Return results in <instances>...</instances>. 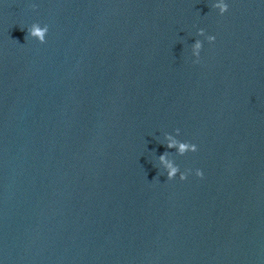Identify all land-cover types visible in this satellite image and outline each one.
Listing matches in <instances>:
<instances>
[{"label":"water","instance_id":"obj_1","mask_svg":"<svg viewBox=\"0 0 264 264\" xmlns=\"http://www.w3.org/2000/svg\"><path fill=\"white\" fill-rule=\"evenodd\" d=\"M211 3L0 0L3 264H264V0Z\"/></svg>","mask_w":264,"mask_h":264},{"label":"clouds","instance_id":"obj_2","mask_svg":"<svg viewBox=\"0 0 264 264\" xmlns=\"http://www.w3.org/2000/svg\"><path fill=\"white\" fill-rule=\"evenodd\" d=\"M35 7V5H33ZM211 7L218 10V13L222 16L229 11V0H212ZM28 36L38 40L41 44L46 43L47 36L49 33V25L41 24L39 22L31 24L27 27ZM197 35L204 37L209 43H214L216 41L215 35L206 34L203 28L198 29ZM204 47V41L201 39H195V42L191 44V55L194 57L193 63H199L201 52ZM181 135V130L179 128L175 129V134L166 132L163 135L162 144H165L168 149H174L173 152L165 151L163 154L157 157L159 169L163 170V173L167 174L168 180H174L177 176L181 181L188 179L189 175L192 174L193 169L189 168L186 170H181L179 164L176 163L175 155L184 156L187 153H196L199 151L198 144L181 140L178 137ZM205 175L203 169L196 168L195 176L203 178ZM3 264V261H0Z\"/></svg>","mask_w":264,"mask_h":264}]
</instances>
